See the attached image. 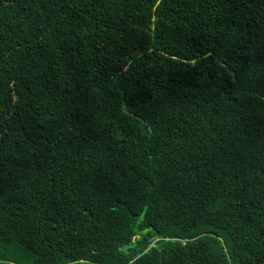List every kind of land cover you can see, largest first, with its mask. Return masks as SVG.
<instances>
[{
    "label": "trees",
    "instance_id": "obj_1",
    "mask_svg": "<svg viewBox=\"0 0 264 264\" xmlns=\"http://www.w3.org/2000/svg\"><path fill=\"white\" fill-rule=\"evenodd\" d=\"M0 264H264V0H0Z\"/></svg>",
    "mask_w": 264,
    "mask_h": 264
}]
</instances>
